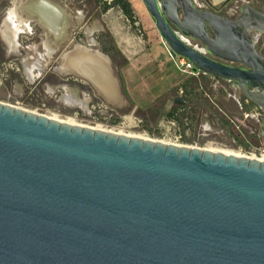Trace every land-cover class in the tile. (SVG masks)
<instances>
[{"label": "water", "instance_id": "95a60500", "mask_svg": "<svg viewBox=\"0 0 264 264\" xmlns=\"http://www.w3.org/2000/svg\"><path fill=\"white\" fill-rule=\"evenodd\" d=\"M142 2L172 58L264 113V10L243 3L229 18L195 0ZM0 264H264V161L0 102Z\"/></svg>", "mask_w": 264, "mask_h": 264}, {"label": "rangeland", "instance_id": "374dc122", "mask_svg": "<svg viewBox=\"0 0 264 264\" xmlns=\"http://www.w3.org/2000/svg\"><path fill=\"white\" fill-rule=\"evenodd\" d=\"M55 2L65 9L61 7L65 13H69L72 24L63 30L60 28V23L55 20L52 23L53 29L47 30L48 39L55 40L58 36L56 40H59L48 41L55 48V52L48 60H46V51L42 48V43L45 42L42 39L45 38L46 30L40 28L36 22L31 24V34L20 35L18 54L7 57H2L0 54L1 103L59 120H70L82 126L99 127L154 141L229 151L252 158L264 156V130H260V125L264 123V113L258 111L261 114L258 118L251 116L257 111H254L255 106L247 100L244 102L241 92L232 84L212 86L209 80H202L203 91L199 90L196 78H190L189 74L175 66L168 52L169 47L161 40L147 15L144 17L149 26L145 27L142 22L136 26L140 30L137 34L143 40L139 45L143 50L147 49L143 52L145 55L151 54L149 56L152 60H156V64L166 67L165 73H161V70L153 73L151 71L150 78L148 74L145 77L149 78L146 82L153 85V95H160L159 100L156 101V98L154 102L157 107L163 105V111H167L172 104H175L174 96L183 99V90L179 89L177 85L180 84H177L170 89L165 88L166 92L162 93L164 92L162 84L168 82L170 78L180 81L179 83L186 79L190 80L189 88L200 95L198 99L191 98L190 108L193 111L190 115L194 117V121L185 120L179 115L183 124L176 123L175 126H171L166 122L168 120L166 117L158 116L148 108L136 111L135 102L142 96L143 78L136 79L130 88L133 90V94L130 95L134 98V105L123 93L121 104L114 105L106 102L84 78L83 81L78 78L80 76L63 73L65 65L81 64L84 55H91L95 51L92 49L101 50L103 45L114 40H111L106 28L100 31L99 26H102L101 23L104 25V22L101 17L102 6L98 0H55ZM134 6L137 14H143L137 3H134ZM39 7L42 13V9L50 10L44 6L39 5ZM255 7L264 10V0H256ZM81 15L83 19L78 22L77 18ZM110 16L117 15L112 11ZM118 25L122 26V23L118 22ZM88 29L92 32L88 33ZM90 39L95 41H88ZM259 41L264 42V37ZM91 42H96V45H89ZM46 44L44 43V46L48 47ZM32 46L37 47V55L29 49ZM259 52L264 55V45H259ZM64 53H66L65 61L61 62ZM107 56L111 62L117 64L123 61L122 54ZM139 56L140 54H135V58ZM112 69L115 70L113 66ZM67 71L71 72L69 68ZM238 102L242 105V110Z\"/></svg>", "mask_w": 264, "mask_h": 264}, {"label": "crops", "instance_id": "0c3cea01", "mask_svg": "<svg viewBox=\"0 0 264 264\" xmlns=\"http://www.w3.org/2000/svg\"><path fill=\"white\" fill-rule=\"evenodd\" d=\"M48 1L51 2L52 4L62 7L59 3L55 2V0H48ZM127 1L131 5V8L134 13V17L136 21L138 22V24L142 22V24H144L145 27H148L149 23L144 16L147 15V17L150 19L151 17L148 15L142 0H127ZM255 1L256 0H195V3L197 7L201 9L214 10L217 13L225 15L229 18H235L239 14V7L243 3H252V5H254L255 7ZM134 3H137V6L141 9V12L143 14H137ZM0 5H1L0 6V54L2 55V57L14 56L16 53L18 54V52L20 51V45H19V40H18L20 35L31 34L32 32L31 24L33 22H36V24L40 28H43L46 30L47 34L45 33L44 34L45 38L42 39V41H45L42 43L43 44L42 48L44 49V51H46V60L50 59L53 53L55 52V48L51 46L52 44H50L48 41H59V40H56L58 36H56L55 40L48 39L47 30H50V29H46L42 25V23L39 22L38 17H37L38 14H36V12L40 9L38 5V0H0ZM42 11L44 15L46 16V19L50 22V26L52 27L51 28L52 30L53 21L57 20L59 22V20L56 18V16L52 14V11L50 12V10H43V9ZM112 11H114L117 16H110ZM101 17H103L102 20L104 22V25L101 23L102 26H99L100 31H104L105 30L104 28L107 29V31L113 38L114 40L113 42L115 43L118 51L120 52V54H122L123 58L125 59V64L121 66L120 73L123 77L125 90H126V93H127V96L130 102L132 103V105H134V101H133L134 98L131 96L133 94V90H131L130 88L133 86L136 79L138 80L139 77L143 78L144 81H143V86H142V91H141L142 96L138 100H136L135 108L136 109H141V108L149 109L150 106L153 105L155 99L158 98L160 95L159 94H157L156 96L153 95V92H154V90L152 89L153 85H151L149 82H146V80L150 78L151 71L153 73L154 71L160 72L161 70V73H165L166 67H164V65L161 66L159 64H156V60L154 61L152 60V58H150L149 55L151 54L148 53L147 54L148 56L145 55L143 51H146L147 49L143 50V47L139 45L140 42H142L143 40L137 34L138 29L135 23H130L129 20L124 16V14L121 12V10L118 7L109 8L105 13H101ZM81 18L83 19L82 15H81ZM81 21H78V22H81ZM118 22L122 23V26L118 25ZM152 23L154 25L153 20H152ZM87 32L90 33L92 32V30L88 29ZM88 41H95V40L90 39ZM44 43H47L46 45L48 47H45ZM89 45L94 46L96 45V42H91ZM29 49L35 52V54L37 55L36 46H32ZM92 50H99V49H92ZM99 51L101 53H105L102 51V49ZM65 54L66 53H64L62 56L61 62L65 61V58H64ZM135 54H140V56L138 58H135ZM107 58L109 62V67L112 70L113 75L116 74L115 75L116 86L120 94L122 95V91H121V87H120V83L118 79V74H117V68L113 65V62L110 61L108 56ZM111 65L115 68L114 71ZM62 72L65 74H71V75L76 76L75 74L68 72V71L67 72L62 71ZM147 74L149 77L148 79L145 78ZM190 76H191L190 78H196L197 86L198 88H200L199 90H202V91H203L202 80H209L212 86L223 84V83L231 84V82L223 81V80H220V79H217V78L211 77L210 75H205V74H202V76H200L199 74L190 75ZM78 78L84 81L83 78L81 77H78ZM174 80L175 79L170 78L168 79V82H165L162 84L163 85L162 89H164V92L162 93H165L167 89H170L171 87L177 84L181 85L185 82V81H182L181 83H179L180 81H174ZM180 85H177L179 89H181L179 87ZM95 92L98 93V90H95ZM244 100H245L244 102H246L245 98ZM238 106L242 110V105L239 102H238ZM254 108H255L254 111L255 110L257 111H255V114L251 116L253 117L255 116L256 118H258L259 110L256 109V107Z\"/></svg>", "mask_w": 264, "mask_h": 264}, {"label": "bare ground", "instance_id": "6f19581e", "mask_svg": "<svg viewBox=\"0 0 264 264\" xmlns=\"http://www.w3.org/2000/svg\"><path fill=\"white\" fill-rule=\"evenodd\" d=\"M38 5L40 6H44L47 7V9H50V12L52 11V14L54 16H57V19L60 22V28L65 30L67 26H70V24H72L70 22V15L69 13H65L64 10L55 5L52 4L51 2H49L48 0H38ZM46 9V8H45ZM34 12V11H33ZM32 13V11H31ZM36 14H38V20L40 23H42V25L46 28V29H51L50 26V22L46 19V16L43 15V13L41 11H37ZM78 21L81 20V17L78 16L77 18ZM83 62L81 64H76L74 66L71 65H65L63 68L65 69V71L68 70V68L70 69L71 72H73L75 75L80 76L81 78H84L86 81H88V83H90V85L95 89H99L98 91H103L106 92V96L112 100H106V102L111 103L116 105V102L114 101V98H116V90H115V80H114V76L111 72V69L109 67V62H108V58L105 54L101 53L98 50H95L91 55H84L83 57ZM82 75H84L85 77H83ZM96 82H99L98 85H101L100 87L96 88ZM98 94L101 96V94L98 92ZM50 119H55L57 121L60 122H64V123H68L71 125H77L72 123L70 120L69 121H65V120H59L56 119L54 117H49ZM93 129H100L99 127H92ZM103 130V129H101ZM107 131V130H105ZM120 134V133H117ZM129 136H133V135H129ZM135 137H139L141 139H148V138H144L142 136H135ZM203 150H210L213 152H219V153H223L226 155H236V156H241L235 153H231L229 151H223V150H217V149H203ZM252 158V157H249ZM254 158V157H253ZM256 159L260 160V161H264V156H261L259 158L256 157Z\"/></svg>", "mask_w": 264, "mask_h": 264}, {"label": "trees", "instance_id": "16d2710c", "mask_svg": "<svg viewBox=\"0 0 264 264\" xmlns=\"http://www.w3.org/2000/svg\"><path fill=\"white\" fill-rule=\"evenodd\" d=\"M98 1L101 3L102 6L101 13H105L111 7H118L121 10V12L124 14V16L129 20L130 23H134L136 21L131 5L127 0H111L109 3L108 0H98ZM110 38L111 40H113L111 36ZM107 43H108L107 45L105 46L103 45L101 47L103 52H105L108 55L113 54L116 56H121L120 52L116 49V46L114 45L113 41H109ZM124 64H125L124 58L123 61L119 64L113 62V65L117 68V74H118L121 91L124 95L127 96L124 86V80L120 73V68ZM199 75L202 76L201 73H199ZM189 84H190V80H187L179 86L183 90V100L185 101L184 105L172 104L167 111H163V107H162L163 105L161 107H157L156 103L154 102L153 105L150 106L149 110L158 116L163 115L164 117H166V119L175 121L178 125L183 124L182 120L179 118V115H181L182 118L185 120L194 121V117L190 115L193 111L190 108L191 98L193 97L195 99H198L200 95L198 93H194V91L189 88ZM158 100L159 98L156 99V101ZM139 110L141 109H136V111Z\"/></svg>", "mask_w": 264, "mask_h": 264}, {"label": "built area", "instance_id": "2783aa9c", "mask_svg": "<svg viewBox=\"0 0 264 264\" xmlns=\"http://www.w3.org/2000/svg\"><path fill=\"white\" fill-rule=\"evenodd\" d=\"M111 0H108V2H110ZM135 23V25L137 26L138 25V22L137 21H135L134 22ZM137 32L138 33H140V30H137ZM168 52H169V50H168ZM172 58V57H171ZM172 60L174 61V64H175V66L179 69V70H181L182 72H185V73H187V74H189V75H196V73H193L192 71H191V69H192V65H191V63H189L187 60H185V59H182V58H172ZM169 125H171V126H175L176 125V122L175 121H173V120H170V119H168L167 121H166Z\"/></svg>", "mask_w": 264, "mask_h": 264}, {"label": "flooded vegetation", "instance_id": "af4514ba", "mask_svg": "<svg viewBox=\"0 0 264 264\" xmlns=\"http://www.w3.org/2000/svg\"><path fill=\"white\" fill-rule=\"evenodd\" d=\"M255 8H256V7H255ZM256 9H257V8H256ZM258 10H261V9H258ZM261 37H264V35H259L258 38H257V40L255 41L256 50H257V52H258L259 54H261V53L259 52V45H264V42L259 41ZM262 56H264V55H262ZM260 116H261V114H260Z\"/></svg>", "mask_w": 264, "mask_h": 264}]
</instances>
